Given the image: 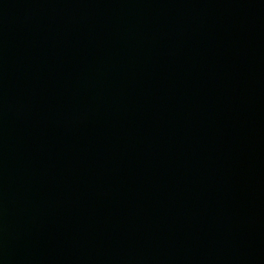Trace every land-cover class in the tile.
Returning <instances> with one entry per match:
<instances>
[{"label":"water","instance_id":"95a60500","mask_svg":"<svg viewBox=\"0 0 264 264\" xmlns=\"http://www.w3.org/2000/svg\"><path fill=\"white\" fill-rule=\"evenodd\" d=\"M0 264H264V0H0Z\"/></svg>","mask_w":264,"mask_h":264}]
</instances>
